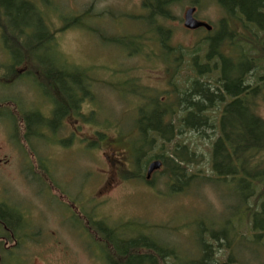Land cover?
Returning a JSON list of instances; mask_svg holds the SVG:
<instances>
[{"label":"rangeland","instance_id":"rangeland-1","mask_svg":"<svg viewBox=\"0 0 264 264\" xmlns=\"http://www.w3.org/2000/svg\"><path fill=\"white\" fill-rule=\"evenodd\" d=\"M27 1L42 12L54 33L60 68L80 70L87 89L77 94V109L69 110L56 133L42 129L43 135L26 138V142L21 115L39 113L51 118L54 102L43 96L37 82L31 83V63L15 71L19 76L3 80L10 59L1 41L0 22V202L14 205L21 216L31 218L34 229L33 236L28 239L24 234L16 248L0 239V247L10 249L0 250V264L120 261L105 237L102 241L97 235L100 228L95 224H102L116 238H146L171 252L161 264L197 263L202 259L203 245L211 246V257L217 264H264V232L253 234L247 216L248 210H259L258 195L243 206L244 190L213 172L212 151L218 130L213 135L206 127L200 134H188V129L181 127L186 114L178 94L188 91L198 78L189 55L200 47L198 43L207 32L187 30L185 12L196 8V18L217 32L225 16L219 6L213 0H180L170 7L169 19L156 17L153 25L143 0ZM6 4L11 8L9 0ZM9 12L11 17L4 16L6 23L22 27L27 34L32 28L33 36H45L37 33L39 21L31 12L23 11L20 5ZM232 26L241 29L237 23ZM157 27L170 32L168 39H161ZM163 44L168 46L170 57L164 55ZM223 52L232 54L228 46ZM199 63L205 65L202 58ZM260 74L264 76V72ZM155 101L171 108L168 120L174 123L173 137L167 142L160 133L151 134L140 147L145 154L138 167L130 155L131 144H138L137 138L142 137V111ZM259 112L264 117L263 103ZM220 114L216 108L207 116L217 125ZM60 139L62 147L56 144ZM111 143L125 161L111 155ZM182 149L188 160L175 171L184 173L180 182L172 176L174 166L170 165L150 181L146 179L148 183L143 179V162L151 163L156 156L182 155ZM261 158L264 154H257L253 161ZM37 166L42 172H52L49 179L54 184L48 187L50 180L44 181L46 185L39 183V177L33 175ZM107 183H111L109 189ZM2 213L8 215L4 208ZM213 233L224 237L213 241ZM255 234L260 238H253Z\"/></svg>","mask_w":264,"mask_h":264},{"label":"trees","instance_id":"trees-1","mask_svg":"<svg viewBox=\"0 0 264 264\" xmlns=\"http://www.w3.org/2000/svg\"><path fill=\"white\" fill-rule=\"evenodd\" d=\"M6 1L0 0L1 41L9 56L10 65L3 80L9 79V76L11 78L19 76L15 71L24 64L31 63L34 67L33 73L37 76L35 77L32 71H28L31 83L37 82L40 88L37 87L43 96L54 102L51 118H44L39 113L21 115L26 131L23 138L27 140L26 138L30 139L38 134L43 135L42 129L56 133L59 123L69 110L77 109L80 100L78 95L87 89V81L80 70L70 72L67 67L65 70L60 68L54 53V33L50 30L42 12L34 4L27 0H9V5L12 4L10 8ZM178 1L180 0H143V8L150 12L154 25L156 17L169 19L170 7ZM213 1L225 16L219 31L215 32L213 29L211 32H206L204 39L200 44L198 43L200 47L189 55L198 78L192 82L188 91L178 94L182 96L179 103L186 114L181 127L183 130L188 129V134H200L201 129L206 127L213 131V135L218 130L219 137L213 144L212 170L218 178L229 180L230 183L236 182L237 186L244 190L241 199L243 206L245 203L247 205L249 198L258 195L257 198L261 202L259 210L250 209L247 212L254 234L264 232V190H260L264 189V159L253 161L257 154H264V117L259 112L260 103L264 104V76L260 74L261 71L264 72V0ZM19 5L23 11L27 10L33 17H37L40 26L37 27V33L41 32L45 36H33L35 31L32 28L28 29L27 34L22 27L6 23L4 16L11 17L9 9L18 10ZM232 23H237L241 29L237 31ZM69 24L65 27H69ZM157 31L160 37L163 36L162 40L164 37L168 39L170 32H166L163 27H157ZM224 46H228L232 54L224 53ZM163 47L166 52L164 55L168 56V46L163 44ZM200 48H205V51ZM234 56H237V60ZM42 58L46 60L43 61ZM200 58L204 66L199 63ZM253 77L256 81L252 84L250 81L254 80ZM216 108L221 110V114L218 124L214 125L215 121L209 118L207 113ZM169 109H171L169 106L163 107L155 101L142 111L144 116L139 120L142 139L137 138L138 144H133L135 165L142 160L145 152H142L140 147L149 140L151 134L160 133L167 142L172 139L174 123L168 120ZM184 149L188 153L187 157L191 158L188 149L186 147ZM184 154L185 151L182 155L174 153L173 156H156L152 162L160 160L164 167L174 166L171 168L172 176L179 181L180 178H184V173L175 171L179 170V165L187 162L188 158ZM149 163L143 162L142 170L147 171ZM143 179L146 181V177ZM1 211L0 208V221L5 222V214ZM95 225L100 228L96 232L101 237L105 236V242L120 260L113 261L109 258L110 264H161V260L165 261L171 256V252L159 248L146 238L125 241L116 238L112 231H104L102 224ZM211 237L214 241L224 235L213 233ZM252 237L260 238L258 234ZM210 247L202 246V259L194 264H217V261L211 257L213 254ZM142 250L152 253L147 254Z\"/></svg>","mask_w":264,"mask_h":264},{"label":"flooded vegetation","instance_id":"flooded-vegetation-1","mask_svg":"<svg viewBox=\"0 0 264 264\" xmlns=\"http://www.w3.org/2000/svg\"><path fill=\"white\" fill-rule=\"evenodd\" d=\"M195 17H196V15H195ZM200 30H203V29H200ZM60 140L61 141H58L56 144L59 147H62V146H64V144H63L62 139H60ZM72 140H73V138H70V141L71 142H72ZM25 141L27 142V140H25ZM131 145H132V149H131L132 151H131V154L130 155L132 156L133 164H135V162H136L135 152H134L133 144H131ZM109 151H111V155L113 157L115 156V158H118L119 161H125V157L119 152V150L116 148V145H112V143H111L110 144V147H109ZM155 161H160V160H155ZM115 163H116V165L118 164L117 161H115ZM119 164L121 165V163H119ZM163 168H164V166H163V163H162V168L159 171H156V172H160ZM117 170H119V169H117ZM117 170H116V172H117ZM125 172H126V170H125ZM127 172H130L129 169L127 170ZM51 173L52 172H42L41 169L39 168V166H37L33 175L36 178L39 177V180H40L39 183H42L43 182L45 185H46V183L44 181H49L50 180L49 186H48V187H50L51 184H54V182L52 181V179H49V177L51 176L50 175ZM111 180H112L111 182H114L115 178L112 177ZM110 186H111V183H107L106 188L109 189ZM50 190H52V189L50 188ZM14 207H15L14 205H11L9 203L0 202V208H1V210L4 208L8 212V215H5L4 216L5 222L0 221V227L3 230V233H4V237H1L0 238L4 242H2V241H0V242H2L4 244H9V242H12L13 248H16V247H19L21 245V242H20L19 239H21L24 234L26 235V237H29L28 239H30V236H33V234H31V231H33L34 229L32 228V226H31L32 223L30 222L32 219L31 218H28V217H25V215H22L21 216L19 214V211H17V209L14 208ZM86 219L88 220V218H86ZM89 225H90V223H89ZM103 229L106 232L110 231V230H106L105 228H103ZM38 235H39V233H38ZM97 235L99 236V233H97ZM104 237L105 236L102 235V238H100V239L103 241L104 240L103 239ZM25 241H26V239L23 240V242H25ZM0 250L4 253L5 250L7 252H9L10 249L8 247H6V248H4V247L1 248L0 247ZM15 254H14V252L12 253L13 256Z\"/></svg>","mask_w":264,"mask_h":264},{"label":"water","instance_id":"water-1","mask_svg":"<svg viewBox=\"0 0 264 264\" xmlns=\"http://www.w3.org/2000/svg\"><path fill=\"white\" fill-rule=\"evenodd\" d=\"M196 8L192 7L189 8L185 12L184 16V27L189 31H197L200 29H204L207 32H211L213 30L212 26L208 25L207 23L199 21L196 17ZM162 168V163L160 161H155L151 163L146 172V179L148 181L151 180L152 175L159 171Z\"/></svg>","mask_w":264,"mask_h":264},{"label":"bare ground","instance_id":"bare-ground-1","mask_svg":"<svg viewBox=\"0 0 264 264\" xmlns=\"http://www.w3.org/2000/svg\"><path fill=\"white\" fill-rule=\"evenodd\" d=\"M143 159V158H142ZM152 162V161H151ZM142 165V164H141ZM145 167H147L146 165H145ZM140 168H142V167H140ZM145 169V168H144Z\"/></svg>","mask_w":264,"mask_h":264}]
</instances>
